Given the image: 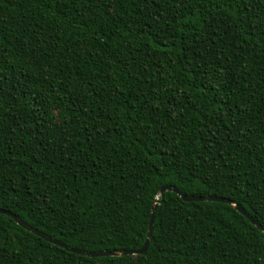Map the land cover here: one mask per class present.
I'll use <instances>...</instances> for the list:
<instances>
[{
    "label": "trees",
    "instance_id": "obj_1",
    "mask_svg": "<svg viewBox=\"0 0 264 264\" xmlns=\"http://www.w3.org/2000/svg\"><path fill=\"white\" fill-rule=\"evenodd\" d=\"M136 3L0 0V87L12 123L0 141L11 160L0 168V208L71 247L113 251L142 246L157 204L144 253L94 257L0 213L2 242L20 249L4 264L264 259V232L231 204L158 195L171 186L229 199L264 228V199L250 187L264 176V34L221 24L205 43L201 7L185 5L172 22Z\"/></svg>",
    "mask_w": 264,
    "mask_h": 264
},
{
    "label": "snow or ice",
    "instance_id": "obj_2",
    "mask_svg": "<svg viewBox=\"0 0 264 264\" xmlns=\"http://www.w3.org/2000/svg\"><path fill=\"white\" fill-rule=\"evenodd\" d=\"M89 3L102 6L103 0H88ZM109 4L113 3V0H107ZM131 2V0H129ZM211 4L212 8L216 11H209L205 16L202 5ZM185 5L190 11H195L196 7H201V12L197 13V20L203 17V23L200 27L205 29L208 33V39L205 43L215 44L214 37L216 36L217 29L220 28L221 24L228 29H236L237 31L247 27L252 29L259 27L261 34H264V0H139V3L135 4L137 9H141L145 15L150 16L153 11L156 12L161 19L175 22L176 14ZM163 9V10H162ZM252 32H249L251 35ZM248 37H245L247 40ZM3 38H0V47L3 46ZM196 69L200 68L199 64L193 66ZM3 68H0V80H3ZM198 76L202 77V82L211 84V81L206 78L207 73L201 71L197 73ZM4 93L2 87H0V141H3L5 134L11 135L12 123L6 121L8 109L3 104ZM259 105V111L257 117L259 126L264 129V97L257 101ZM59 121V116H57ZM103 138V134H100ZM91 143V142H89ZM100 146L99 144L97 145ZM264 148V144L261 145ZM9 151H11L9 149ZM3 149L0 147V168L5 163H11V160L4 161ZM74 159V157H73ZM207 163V161H205ZM254 165H250L252 167ZM215 175V173H212ZM208 178L207 176L205 177ZM3 180V173L0 172V181ZM253 195L259 194L261 199H264V176L261 177V183L257 185L253 182L250 185ZM2 236H0V264H4L6 260H13L18 258L20 252L19 248L15 250L11 249L2 242ZM261 256H264V251L261 252ZM260 264H264V259L260 261Z\"/></svg>",
    "mask_w": 264,
    "mask_h": 264
},
{
    "label": "water",
    "instance_id": "obj_3",
    "mask_svg": "<svg viewBox=\"0 0 264 264\" xmlns=\"http://www.w3.org/2000/svg\"><path fill=\"white\" fill-rule=\"evenodd\" d=\"M166 190H170V191H173V192L177 193L185 201L213 200V201H223V202L229 203L232 206H234L246 218H248L251 223H253L256 227H258L259 229H261L264 232V228L262 226H260L248 214V212H246L244 210V208H242L237 203H235V202H233V201H231L229 199H225V198H222V197H219V196H213V195H204V196L185 195V194L181 193L177 188L171 187V186H162V187H160V189L158 191V195L160 196L161 199L163 198L164 192ZM156 205L157 204L155 202L152 205L150 219H149L148 228H147V232H146V238H145V241L142 244V246L140 248H136V249H124V250H113V251L112 250L86 251V250H83V249H80V248L71 247L69 245H66L62 241H60V240H58V239H56V238H54V237L42 232L41 230H39V229L27 224L20 217H18L16 214L10 212L9 210L0 208V213L10 216L18 225L22 226L24 229H26V230L38 235L39 237L45 239L46 241H48V242H50L52 244L58 245L60 247H63L66 250L71 251V252H75V253L83 254V255H86V256L94 257V256H105V255L142 254V253H144L146 251L147 247L149 246V243H150V240H151Z\"/></svg>",
    "mask_w": 264,
    "mask_h": 264
}]
</instances>
